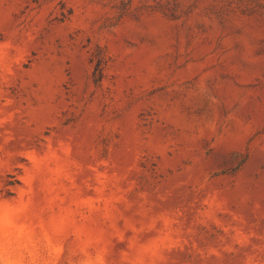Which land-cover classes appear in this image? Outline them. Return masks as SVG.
Here are the masks:
<instances>
[{
	"label": "rangeland",
	"instance_id": "374dc122",
	"mask_svg": "<svg viewBox=\"0 0 264 264\" xmlns=\"http://www.w3.org/2000/svg\"><path fill=\"white\" fill-rule=\"evenodd\" d=\"M0 264H264V0H0Z\"/></svg>",
	"mask_w": 264,
	"mask_h": 264
}]
</instances>
